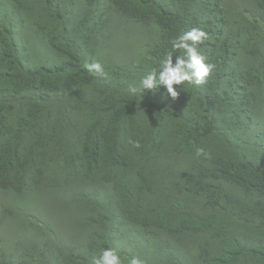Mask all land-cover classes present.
I'll return each instance as SVG.
<instances>
[{"label":"trees","instance_id":"trees-1","mask_svg":"<svg viewBox=\"0 0 264 264\" xmlns=\"http://www.w3.org/2000/svg\"><path fill=\"white\" fill-rule=\"evenodd\" d=\"M192 28L207 81L142 90ZM258 114L264 0H0V190L79 207L69 231L0 236V264H264Z\"/></svg>","mask_w":264,"mask_h":264},{"label":"clouds","instance_id":"clouds-1","mask_svg":"<svg viewBox=\"0 0 264 264\" xmlns=\"http://www.w3.org/2000/svg\"><path fill=\"white\" fill-rule=\"evenodd\" d=\"M205 39L206 33L197 28L178 35L171 41L172 48L183 50V55H175V60H173L174 54L162 58L158 69L150 71L141 79L140 88L154 91L163 86L172 98H176L179 93L174 85H184L185 82L195 85L204 84L213 67L206 62L205 54L197 47ZM88 68L90 71L103 72L98 62L88 65ZM130 91L134 94L137 89L133 87ZM197 155L207 157L208 154L203 148H198ZM92 264H124V261L114 248H104L97 257L93 258ZM129 264H144V261L139 257H133Z\"/></svg>","mask_w":264,"mask_h":264},{"label":"rangeland","instance_id":"rangeland-1","mask_svg":"<svg viewBox=\"0 0 264 264\" xmlns=\"http://www.w3.org/2000/svg\"><path fill=\"white\" fill-rule=\"evenodd\" d=\"M257 116L264 122V116ZM61 195L59 190L46 191L31 199H16L0 190V236L14 242L41 223L54 224L57 220L67 231L71 230L79 220V207L70 202L61 203ZM9 208L16 214H9Z\"/></svg>","mask_w":264,"mask_h":264}]
</instances>
